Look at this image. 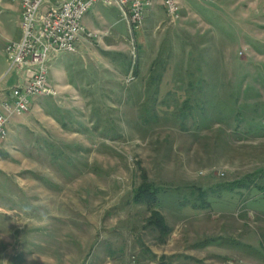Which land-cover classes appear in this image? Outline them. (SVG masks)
Returning a JSON list of instances; mask_svg holds the SVG:
<instances>
[{"label":"rangeland","instance_id":"374dc122","mask_svg":"<svg viewBox=\"0 0 264 264\" xmlns=\"http://www.w3.org/2000/svg\"><path fill=\"white\" fill-rule=\"evenodd\" d=\"M177 3L172 19L150 0L134 28L96 2L93 35L48 61L56 94L31 98L0 139V264H138L145 246L152 264H264V192L227 187L264 169V0ZM20 10L0 0V98L30 78L4 51ZM186 94L207 103L183 127L169 109L140 118L149 96ZM142 172L161 188L164 243L132 200Z\"/></svg>","mask_w":264,"mask_h":264},{"label":"built area","instance_id":"2783aa9c","mask_svg":"<svg viewBox=\"0 0 264 264\" xmlns=\"http://www.w3.org/2000/svg\"><path fill=\"white\" fill-rule=\"evenodd\" d=\"M18 1L21 36L9 41L4 51L8 71H22L30 78L12 86L0 100V139L7 134L12 116L24 114L31 98L56 94L48 82V61L60 52H75L82 36L93 35L82 23V18L96 2L118 7L134 28L143 21L150 0H11ZM172 19L179 16L177 0H162Z\"/></svg>","mask_w":264,"mask_h":264},{"label":"trees","instance_id":"16d2710c","mask_svg":"<svg viewBox=\"0 0 264 264\" xmlns=\"http://www.w3.org/2000/svg\"><path fill=\"white\" fill-rule=\"evenodd\" d=\"M151 77L153 76L151 75ZM153 89L155 92H157L158 85L154 86ZM178 92L179 91L176 90L175 94H177ZM174 99H172L171 103H169L167 99H161L159 102H157L156 95L149 96L147 100L142 103L140 118L144 121H150L151 117L155 118L157 116L156 114L157 109L162 108L165 110L164 112L165 115L167 111L171 110V112L169 113L174 115L175 120L176 121L178 120L180 125H182L183 127L185 125V122L187 121L186 119H188L189 115H191L192 108H197L200 112H203L206 108L205 105L207 101L204 97L194 98L193 95L186 94L184 98L181 96L180 99L181 101L179 102H177V100ZM191 102H193V104ZM235 114H237V112ZM106 123L109 124L110 121L107 120L104 122V124H102L103 127L101 128V131H103L102 132L103 136L114 139L113 136L117 132L112 131L110 129V132L107 133L105 131ZM98 130H100V128ZM141 178H142L141 182L134 188L132 200L137 205H145L147 207L149 211V215L146 217L144 227L149 228L151 232L156 234L155 239L158 242L164 243L171 232V228L167 224L163 214L160 211H158V209H156V205L160 202L159 192L161 188L156 186L153 182L149 181L144 172L141 173ZM245 179L246 180L238 179L235 180L234 182H229L227 187L229 189H233L240 187V185L242 184L243 185L242 188H244L245 191L249 190V188L252 186V188L254 187L264 192V169H258L255 172H253V174H248ZM206 195L207 192L205 190H201L199 193V199H200L199 203L196 204L194 202L192 204V207L205 206ZM148 252L149 249L146 246L142 248V253L147 257H148ZM159 264H163V263L160 262Z\"/></svg>","mask_w":264,"mask_h":264},{"label":"crops","instance_id":"0c3cea01","mask_svg":"<svg viewBox=\"0 0 264 264\" xmlns=\"http://www.w3.org/2000/svg\"><path fill=\"white\" fill-rule=\"evenodd\" d=\"M86 15H84V17L82 18V23H83V25L86 27V28H89L90 26H89V24L87 23V19H86V17H85ZM54 56H56V55H54ZM54 56H52V57H54ZM52 57L50 58V59H52ZM20 82L22 81V82H24L25 81V78H24V76L22 75V76H20L19 77V79H18ZM9 91V88L8 89H5V91H4V93H3V96L4 95H6V93ZM1 95V94H0ZM2 96V97H3ZM2 97L0 98V100L2 99Z\"/></svg>","mask_w":264,"mask_h":264},{"label":"water","instance_id":"95a60500","mask_svg":"<svg viewBox=\"0 0 264 264\" xmlns=\"http://www.w3.org/2000/svg\"><path fill=\"white\" fill-rule=\"evenodd\" d=\"M137 257L140 258V262L138 264H152L147 261V257L142 252H138Z\"/></svg>","mask_w":264,"mask_h":264}]
</instances>
